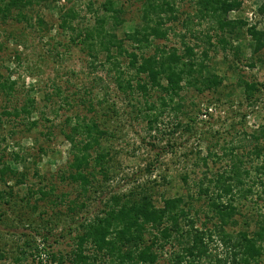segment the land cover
<instances>
[{
	"label": "rangeland",
	"instance_id": "rangeland-1",
	"mask_svg": "<svg viewBox=\"0 0 264 264\" xmlns=\"http://www.w3.org/2000/svg\"><path fill=\"white\" fill-rule=\"evenodd\" d=\"M8 1H0V77L8 85L15 84L11 94L0 91V111L21 108L28 98L34 100V111L30 116L5 117L0 155L19 171L26 169L28 178L16 186L15 200L0 208L5 215L0 222V252L6 254L0 257V264H71L69 254L75 246L78 223L101 213L103 202L111 194L127 193L142 185L152 191L158 206L163 205L164 198L175 196L192 202V215L198 211L197 226H201L210 210L209 196L200 192L201 181L207 184L205 175L230 170L238 157L243 162L241 169L249 170L241 187H251L252 192L245 191L244 196L236 190L233 203L240 209L236 215L238 224L228 229L235 233L255 229L254 219L264 214V168L257 170L264 167V86L249 100L240 83H264V50L253 52L247 27L239 36L230 38L231 44L223 49L210 23L200 18L197 0H176L178 20L163 24L168 28V37L155 40L146 50L178 47L181 53L187 42L195 47L198 61H202V51L207 48L204 76L217 74L223 84L210 89L184 82L179 96L172 98L164 91L153 90L150 96L143 97L138 92L121 91L106 55L99 50L95 57L88 44L81 42L82 37H77L79 31L96 24L99 17L111 15L103 7L107 0H34L5 13ZM113 1L123 7L124 17L131 23V27L124 25L117 30L122 38L125 32L142 24V0ZM241 1V8L231 11L229 17L246 19L262 29L264 17L257 9L263 0ZM70 8L77 12L71 19L75 30L65 27L62 21ZM168 15L163 14L166 18ZM112 21L109 17V23ZM208 33L212 46L207 43ZM126 46L132 48L129 43ZM123 61L127 63L124 58ZM162 97L166 106H162ZM159 111L164 113L158 121L149 123L146 114H160ZM68 119H95L109 132L102 140L103 148L98 149L110 151L112 168L107 179L98 174L99 186L87 194L78 183L61 177L68 173L72 158L71 144L63 132L69 131ZM16 153L24 161H12ZM42 186L46 190L53 187L52 197L58 201L55 207L40 200L39 193L30 197L29 188L38 190ZM74 204L75 212L70 210ZM213 222L208 221V226L213 227ZM26 241L38 244L39 250L28 248ZM18 244L28 251L21 263L14 260L20 253ZM211 248L220 258L228 255L229 249L217 236ZM178 250L177 242L166 245L157 264H173L172 253ZM54 253L56 260L52 259ZM252 264H264V258Z\"/></svg>",
	"mask_w": 264,
	"mask_h": 264
},
{
	"label": "trees",
	"instance_id": "trees-1",
	"mask_svg": "<svg viewBox=\"0 0 264 264\" xmlns=\"http://www.w3.org/2000/svg\"><path fill=\"white\" fill-rule=\"evenodd\" d=\"M33 1L9 0L3 11L9 13L13 8L21 9L32 4ZM42 1L44 0H37L38 3ZM196 4L200 18L210 23V28L215 30L214 36L217 37L223 49L231 44L230 38L239 36L247 27V34L251 36L253 42V52L257 54L264 50V27L259 29L257 23L250 24L246 19L229 17L231 11L241 8V0H197ZM103 7L106 12H111V15L108 18L99 17L96 24L79 31L77 37H82L81 42L88 44L90 51L95 52V57L99 50L106 55V63L111 64L110 69L115 70V81L121 91L130 94L138 92L143 97H148L153 90H161L173 98L179 96L186 84L193 86L203 84L210 89L218 88L223 84V79L217 74L204 76L207 69L205 59L209 58L207 48L202 51V61H198L195 47L187 42H184L181 53L178 47L157 46L154 52L146 50L152 48L155 40L168 37V28H164L163 24L166 20H178L176 0H142L140 9L142 24L125 32L122 38L118 37L117 30L119 27L131 24L124 17L125 10L122 6H116L113 0H107ZM257 12L264 17V0ZM76 13L70 8L62 15L65 27L74 29L71 19L75 18ZM165 13H169L167 18L163 16ZM109 17L113 20L111 23H109ZM207 37V43L212 46L210 33ZM126 43L131 44L132 48L129 49ZM208 48L211 47L208 46ZM123 58L127 60L126 64ZM14 84L13 82L8 85L6 81L2 82L0 77V91L11 94ZM240 86L244 88L246 98L251 100L257 92L261 91L264 83L243 80ZM161 99L162 106H166L165 98ZM151 108L155 109V107ZM33 109L34 100L28 98L21 108L0 111V146L1 141L5 139L2 132L5 117L19 118L22 114L30 116ZM159 113L146 114L149 123L157 122L164 111ZM33 124L37 125V122ZM66 124L69 131L63 130V132L71 144L72 158L68 163V173H63L61 177L78 183L82 191L87 194L91 190L95 191L97 185L99 186L98 174H102L103 178L107 179L112 168L110 151L100 150L103 148L102 140L108 136L109 132L95 119L89 121L68 119ZM178 126H181L180 123ZM0 157H2L0 158V183L3 185L0 189L1 208L2 204L10 205L15 200L16 186L26 183L28 173L26 169L19 171L12 167L5 157L2 155ZM202 160L204 165L208 164L207 157ZM12 161L19 163L24 159L16 153ZM241 164L243 165L242 159L238 157L230 170L217 172L212 176L205 175L207 184L204 180L201 181L199 185L201 195L209 196L210 200L208 203L210 210L206 213V220L201 226H197L198 211L196 215H192L194 205L183 196L164 198L163 205L158 206L152 191L143 185L134 187L127 193L111 194L103 202L101 213L78 223L76 228L78 232L73 237L75 246L69 254L71 264H98L100 261L102 264H157L166 245L174 242L180 245V250L172 253L173 264L260 262L264 258V214L261 213L254 219L256 226L254 230L241 229L235 233L228 229L238 224L236 215L240 214V209L233 203L236 200V190L244 196L245 191L252 192L251 187L246 189L241 187L244 185V174L249 175V170L241 169ZM262 168L264 167H258L257 170L261 172ZM262 184L264 186L263 181ZM28 192L31 198L39 193L40 200H47L54 207L58 204L57 199L52 197L53 187L50 190H46L44 186L38 190L29 188ZM227 197L229 200L225 202L224 198ZM26 200L28 201V198ZM28 206L34 207L30 204ZM70 206V210L75 212L76 204ZM81 206L84 207V203ZM3 216L5 215L0 212V222H3ZM215 219L217 221L213 222ZM208 221L213 222L214 226L209 227ZM215 236L226 249H229L226 258H220L218 254L213 253L211 243ZM26 243L28 248L33 247L36 251L39 250L38 244L33 245L32 241H26ZM16 248L20 250V253L14 256V260L21 263L27 258L28 251L24 250L20 244ZM31 256L35 254L31 253ZM0 257L5 258L6 254L0 252ZM52 259H58L55 253L52 254ZM59 259L62 261L64 257L61 255Z\"/></svg>",
	"mask_w": 264,
	"mask_h": 264
}]
</instances>
